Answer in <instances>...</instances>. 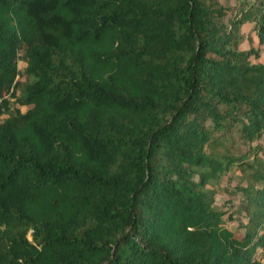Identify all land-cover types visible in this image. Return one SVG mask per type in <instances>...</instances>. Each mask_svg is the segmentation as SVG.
<instances>
[{"label": "trees", "instance_id": "1", "mask_svg": "<svg viewBox=\"0 0 264 264\" xmlns=\"http://www.w3.org/2000/svg\"><path fill=\"white\" fill-rule=\"evenodd\" d=\"M245 24L264 0H0V264H264ZM232 168L239 231L205 188Z\"/></svg>", "mask_w": 264, "mask_h": 264}, {"label": "rangeland", "instance_id": "2", "mask_svg": "<svg viewBox=\"0 0 264 264\" xmlns=\"http://www.w3.org/2000/svg\"><path fill=\"white\" fill-rule=\"evenodd\" d=\"M231 2H235L236 0H230ZM250 25V26H249ZM249 27V28H247ZM243 29H247L244 31V35L246 39L241 44L242 48H253L260 49L263 52V57L259 58L262 62H264V43L262 45L255 44L254 39L251 40L255 34L254 30L251 28V24H245ZM254 33V34H253ZM256 37V36H255ZM251 40V41H250ZM258 41V39H257ZM263 48V49H262ZM261 54V53H260ZM258 59V61H260ZM18 66L21 70L24 69L25 63L23 61L18 62ZM25 109V108H22ZM229 137L231 140H228L227 144L230 145V152L238 154L240 151H243L246 146L242 141H239V133L237 129H232L229 132ZM259 140H263V137H260ZM209 151H213L214 148L211 146L208 148ZM257 161L264 162V153L260 152L257 154ZM248 175L243 173L235 168H232L229 173H225L219 177V181L214 184H207L205 188L209 191L214 192V206L221 207L222 210L228 211V215L226 216L227 223L236 231H239L241 227V222L244 220V212L242 209V204L244 201V194L242 188L248 182Z\"/></svg>", "mask_w": 264, "mask_h": 264}, {"label": "crops", "instance_id": "3", "mask_svg": "<svg viewBox=\"0 0 264 264\" xmlns=\"http://www.w3.org/2000/svg\"><path fill=\"white\" fill-rule=\"evenodd\" d=\"M249 26H250V25H249ZM247 28H249V27H247ZM246 30H247V29H242V32L244 33V31H246ZM253 34H254V33H253ZM255 36H256V35H254V37H253L251 40L254 39L255 44H256L258 41H257V36H256V37H255ZM251 40H250V41H251ZM257 44H258V43H257ZM263 46H264V45H263ZM262 49H263V48H262ZM263 51H264V49H263ZM262 55H263V52H261L260 57H263ZM258 59H260V58L258 57ZM258 59H257V61H258ZM258 62L264 64V62H262L261 59H260V61H258Z\"/></svg>", "mask_w": 264, "mask_h": 264}]
</instances>
